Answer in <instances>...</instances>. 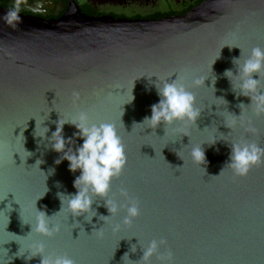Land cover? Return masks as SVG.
<instances>
[{
  "label": "water",
  "instance_id": "1",
  "mask_svg": "<svg viewBox=\"0 0 264 264\" xmlns=\"http://www.w3.org/2000/svg\"><path fill=\"white\" fill-rule=\"evenodd\" d=\"M9 10L0 7L3 264H39V255L24 259L35 243L43 244L45 255H66L75 264H144L143 249L153 240L164 243L148 264H264V162L242 177L226 165L229 143L244 140L264 149V116L251 107L240 110L237 105L249 99L235 97L222 75L235 72L232 59L240 50L243 59L253 47L264 48V0H203L182 15L159 19L91 16L73 5L52 19L20 12L15 27L3 19ZM152 75L183 79L200 110L194 123L134 124L158 101ZM197 77L205 78L203 86L192 87ZM130 93L134 98L126 103ZM219 97L227 111L241 116L223 110ZM79 111L91 123H113L121 137L126 163L106 199L123 203L121 190L127 192L139 208L130 224L121 223L123 210L103 224L98 216L109 213L99 197L91 222L60 210L56 193H74L79 171L70 173L67 161L54 163L58 154L45 147L47 139L33 135L35 120L46 119L48 136L58 115L74 119ZM233 119L230 129L224 126ZM74 131L63 126L65 137ZM213 137L218 140L208 145ZM200 144L201 165L189 155ZM36 210L60 230L51 237L32 232Z\"/></svg>",
  "mask_w": 264,
  "mask_h": 264
},
{
  "label": "clouds",
  "instance_id": "2",
  "mask_svg": "<svg viewBox=\"0 0 264 264\" xmlns=\"http://www.w3.org/2000/svg\"><path fill=\"white\" fill-rule=\"evenodd\" d=\"M21 2L22 0H14L13 6L3 17L5 23L10 27H15L21 21L19 15ZM227 46L230 49L232 47L239 48L235 45ZM232 64L235 72L232 69H225L222 75L228 80L230 90L235 97H247L250 101L247 105L240 103L237 107L240 110L241 108L251 107L254 115L264 116V91L260 90L262 80H264V48L253 47L247 57L243 59H241L240 50L239 57L233 58ZM254 75L256 78H253ZM155 77L153 87L158 96V101L150 106V116H146L140 123L134 124H147V128L155 129L161 125L165 128L172 125H190L194 123L200 114V110L195 107V96L186 87L183 79ZM204 80L205 78L197 77L192 80L191 86H203ZM215 80L216 77L214 76V79H212L213 84ZM133 98L130 93V99L126 103H130ZM217 99L223 101V106H225L223 110L227 111L226 105L228 102L223 97ZM227 112L234 118L241 116V111L239 116ZM58 117L53 122L55 130L48 136L46 134L49 133V128L42 126L43 121L46 119L40 121L39 124L35 120L33 135L41 140L47 139L48 143L45 147L58 154V158L54 161L55 164L58 165L62 161H67L70 173L79 171V175H76L72 182L75 189L74 193L59 191L56 193L60 201V210L64 208L69 216L71 215L73 218L83 216L85 221L91 222L92 218L97 216V212L91 205L99 197L104 201L103 206L109 213L107 216H98L103 224L107 218L116 215L121 210L124 212L121 223L130 224L139 215V208L134 200L128 198L127 192L121 190V196L125 198L123 203L106 199L112 180L120 175L126 163L124 144L117 133L115 125L109 122L91 123L88 114L84 111L77 112L74 119H62L59 115ZM235 123L236 120L233 119L231 124L224 126L230 129ZM65 124H69L76 129L69 137H65L63 134ZM246 131L254 132L255 130L249 128ZM181 136H187V134L182 133ZM77 139L82 140V143L78 146L76 145ZM217 140L213 137V142L208 145L215 144ZM201 145L203 144L194 145L189 149L192 161L199 165L205 163L204 149ZM229 146L230 154L226 165L234 176L242 177L247 174L250 168L264 162V149L255 143L239 140L229 143ZM29 154L31 155V153ZM53 172L54 169H49V175ZM56 186L61 187L59 182H56ZM47 191L46 188L45 192ZM49 218L44 212L37 211L35 223L31 225V231L47 237H51L58 232L60 226L52 224ZM118 228L119 225H115L113 230H118ZM96 231L99 235H102L100 228ZM163 243V240L159 243L155 240L148 243L141 256L144 264H148L149 258L157 250L159 244ZM29 249L31 254L24 257L26 261L39 255V264H75L66 255H45L42 243L29 245ZM126 255L128 256L127 253L124 254V256ZM0 264H3V262L0 261Z\"/></svg>",
  "mask_w": 264,
  "mask_h": 264
},
{
  "label": "flooded vegetation",
  "instance_id": "3",
  "mask_svg": "<svg viewBox=\"0 0 264 264\" xmlns=\"http://www.w3.org/2000/svg\"><path fill=\"white\" fill-rule=\"evenodd\" d=\"M203 0H22L21 13L45 19L58 18L71 6L91 16L159 19L182 15ZM14 0H0V7L11 9Z\"/></svg>",
  "mask_w": 264,
  "mask_h": 264
},
{
  "label": "snow or ice",
  "instance_id": "4",
  "mask_svg": "<svg viewBox=\"0 0 264 264\" xmlns=\"http://www.w3.org/2000/svg\"><path fill=\"white\" fill-rule=\"evenodd\" d=\"M73 240H75V239H73Z\"/></svg>",
  "mask_w": 264,
  "mask_h": 264
}]
</instances>
